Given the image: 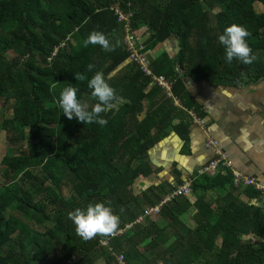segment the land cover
<instances>
[{
  "label": "trees",
  "instance_id": "trees-1",
  "mask_svg": "<svg viewBox=\"0 0 264 264\" xmlns=\"http://www.w3.org/2000/svg\"><path fill=\"white\" fill-rule=\"evenodd\" d=\"M256 1L264 4L0 0V107L12 110L2 127L8 138L27 142L25 148L7 150L1 162L0 264H95L100 258L117 264L118 252L128 264H264V205L250 203L253 197L261 201L260 193L251 186L236 188L231 171L195 172V200L178 196L163 203L157 216L145 215L128 235L110 238L108 246L102 240L110 233L84 239L69 219L74 209L103 201L118 216L117 229L134 222L146 206L160 203L174 188L168 181L149 185L156 169L149 153L170 128L186 144L189 124L174 119L182 111L199 114L178 68L194 80L264 77V10H256ZM116 3L133 11L134 28L147 25L146 49H155L173 34L178 39L177 52L154 54L151 67L173 80V95L182 106L158 85L147 89L150 76L128 60L122 24L112 8ZM233 24L250 33L245 40L255 57L251 63L225 59L218 37ZM92 31L104 32L119 46L107 51L99 44L85 45ZM89 63L95 65L91 72ZM95 71L114 87L116 99H129L116 113L109 108L101 114L107 119L103 126L70 120L58 105L59 92L72 84L78 98L93 107L97 100L88 79ZM75 73L85 79L76 80ZM38 171H43L41 176ZM138 183L144 187L140 193ZM208 190L219 195L208 201ZM35 191L41 195L34 200ZM190 207L195 226L184 216ZM47 221L53 224L43 226ZM250 232L260 239L245 238Z\"/></svg>",
  "mask_w": 264,
  "mask_h": 264
},
{
  "label": "crops",
  "instance_id": "crops-1",
  "mask_svg": "<svg viewBox=\"0 0 264 264\" xmlns=\"http://www.w3.org/2000/svg\"><path fill=\"white\" fill-rule=\"evenodd\" d=\"M145 27L147 25L140 28ZM178 46V39L173 34L155 49H149V57L162 50L174 55ZM177 74L183 79L190 99L199 108L206 127L194 123L185 111L174 119V123L181 119L188 122V140L185 144L175 129L170 128L156 142L149 153L150 161L156 168L150 176L153 181L149 185L168 181L175 187L193 176L197 168L214 154L213 149L205 146L208 134L220 141L235 169L264 181V77L253 79L244 75L239 82L227 78L194 80L180 68ZM138 186L142 188L139 183ZM218 195L216 190H208L206 199L212 201ZM241 198L245 199V196ZM252 202L256 205L263 202L264 205V199L259 201L253 197ZM194 212V208L190 207L184 216L189 224L195 226ZM252 239L256 241L260 238L254 236Z\"/></svg>",
  "mask_w": 264,
  "mask_h": 264
},
{
  "label": "clouds",
  "instance_id": "clouds-1",
  "mask_svg": "<svg viewBox=\"0 0 264 264\" xmlns=\"http://www.w3.org/2000/svg\"><path fill=\"white\" fill-rule=\"evenodd\" d=\"M248 30L241 25L233 24L227 27L218 39L224 46L225 59L231 63L238 59L243 63H251L255 58L250 55L251 49L245 37L249 36ZM85 45L99 44L104 50L114 51L119 46V41L111 43L110 39L102 31H92L84 41ZM95 65L89 63L88 71H92ZM76 80H84L82 73L74 74ZM88 87L92 89L91 95L97 103L89 108V105L78 98V89L72 84L64 87L58 95V105L62 113L70 120L74 119L82 124L97 123L101 126L107 124L106 117L102 116L111 108L116 99V90L105 79L101 71H95L88 79ZM69 219L75 225L78 235L89 239L96 234H109L118 224L119 218L114 213L110 204L103 201L89 202L86 207L76 208L69 213Z\"/></svg>",
  "mask_w": 264,
  "mask_h": 264
},
{
  "label": "built area",
  "instance_id": "built-area-1",
  "mask_svg": "<svg viewBox=\"0 0 264 264\" xmlns=\"http://www.w3.org/2000/svg\"><path fill=\"white\" fill-rule=\"evenodd\" d=\"M115 10L118 21L122 24V30L124 32V43L127 51L129 52L128 60L135 62L140 65V68L150 76V82L147 89L154 85L160 86L169 97L173 98L174 103L178 106H182L180 99L173 95L172 83L173 80L168 79L163 74L154 73L151 67V58L149 57L148 50L146 49V41L148 28L141 30L143 28L136 29L133 26V11L125 10L120 4L116 3L112 5ZM146 32V34H145ZM145 34V35H144ZM192 115V121L202 126L206 127L205 122L202 117L194 110H190ZM205 146L207 148L213 149V156L204 164L199 166L196 170L198 175L210 174L215 175L217 172L231 171L233 175V185L236 188L244 189L246 187H253L260 193V198L264 199V181L259 180L256 176L250 175L248 173H242L233 167L232 161H230L228 153L221 146L220 141L208 134L205 140ZM193 176L186 178L180 184L175 185V187L167 194L163 196L160 203L152 206L145 207V214L139 215L134 222L126 223L125 226L119 227L110 233L109 238L103 239L102 244L108 246L109 239L125 234L129 229H131L134 223H138L143 220L144 216L147 214L159 213L163 203L171 201L175 197L185 196L189 198H194L192 189ZM116 257L117 264H128L123 252L114 253Z\"/></svg>",
  "mask_w": 264,
  "mask_h": 264
},
{
  "label": "rangeland",
  "instance_id": "rangeland-1",
  "mask_svg": "<svg viewBox=\"0 0 264 264\" xmlns=\"http://www.w3.org/2000/svg\"><path fill=\"white\" fill-rule=\"evenodd\" d=\"M254 5H255L256 10H259V11H261V10L263 11L264 10V4L263 3L256 1ZM146 28L147 27H145V28H143L141 30L145 31ZM148 32H149V30H148ZM145 34H146V32H145ZM147 50H149V49H147ZM8 55L9 56H13V55H15V52L14 51H9ZM11 115H12V110L4 109L3 107H0V186L2 185L1 181H3L2 178H1V165H2L1 162H2V158L4 157V155L8 152L7 150H9V149H20V148H25L27 146V142L26 141L25 142L14 141V140H12V139L7 137L6 131L2 127V122H3V120L6 117H10ZM42 173H43V171H38L37 175L41 176ZM143 189H144V187L140 188L138 186L137 193H140ZM40 195H41V192H37V191L33 192L34 200L37 199L38 197H40ZM158 214L159 213H154L153 215L157 216ZM25 219L28 220V217L26 216ZM34 223H36L35 225H38L37 222H34ZM52 224H53V221H47V222H45L43 224V226H49V225H52ZM166 231H167V233L170 234V233H172L173 230L172 229H167ZM125 234H123V235H125ZM126 235H128V234H126ZM118 253H120V252H118ZM95 264H105V261H104L103 258H100L99 260H97V262H95Z\"/></svg>",
  "mask_w": 264,
  "mask_h": 264
},
{
  "label": "water",
  "instance_id": "water-1",
  "mask_svg": "<svg viewBox=\"0 0 264 264\" xmlns=\"http://www.w3.org/2000/svg\"><path fill=\"white\" fill-rule=\"evenodd\" d=\"M125 100L129 101V99L119 98V99H116V100L113 102L111 108H114V109H115V113L119 110L120 105H121ZM244 237H245V238H252V237H254V233H253V232H250V233L244 235Z\"/></svg>",
  "mask_w": 264,
  "mask_h": 264
}]
</instances>
